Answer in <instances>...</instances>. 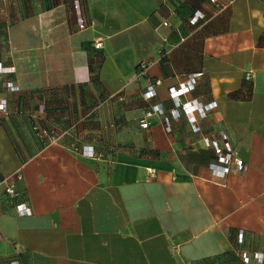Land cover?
Here are the masks:
<instances>
[{"label":"crops","instance_id":"obj_1","mask_svg":"<svg viewBox=\"0 0 264 264\" xmlns=\"http://www.w3.org/2000/svg\"><path fill=\"white\" fill-rule=\"evenodd\" d=\"M0 3V177L23 176L17 195L0 188V264H244L240 249L264 251V0ZM119 107L149 121L135 119L136 150L31 129ZM223 155L244 167L218 172Z\"/></svg>","mask_w":264,"mask_h":264},{"label":"built area","instance_id":"obj_2","mask_svg":"<svg viewBox=\"0 0 264 264\" xmlns=\"http://www.w3.org/2000/svg\"><path fill=\"white\" fill-rule=\"evenodd\" d=\"M235 0H208V3L211 4L212 6H214L215 10H223L228 8V6L232 5L233 2ZM205 16V14L202 11H196L193 16L190 18V21L192 24H196L199 22V20H201L203 17ZM78 24H79V28H85L87 26V23H85L84 19L81 17L78 19ZM164 24H168L167 22H164ZM99 45H101V41H96L95 44H93V46L96 48ZM160 51V50H159ZM161 53V51H160ZM139 73H145L147 72L148 69V63L147 61H142L139 65ZM200 76L199 73H192L191 75L188 76V85L184 88L186 90V92L193 88L194 84L196 83L197 78ZM158 82V81H157ZM156 82V83H157ZM11 84V83H10ZM181 89H179L178 91H180ZM155 94L154 88L153 86H150L148 90H146L144 92V95L149 98V97H153ZM177 106H179V108H172V112L171 114L174 116H178L180 114V110H185L187 109L189 106L184 103H180L178 102ZM1 107V105H0ZM201 111L203 109H200ZM34 120V118H33ZM32 120V121H33ZM38 120L35 117V120L31 123V129H33V131L35 132V134L43 139V141H55L56 139H58L63 133L65 134V131L57 128V127H43L42 125H39V123L37 122ZM191 127L193 130L195 131H199V127L197 125V123L194 122V120H192L191 122ZM141 124L148 126L149 121L148 120H141ZM169 126L167 125V128ZM170 128V127H169ZM206 141L208 142V138H206ZM83 150H91L92 152V148L89 147L88 145H85L83 147ZM220 160L222 161L221 163L215 165V169L219 172L222 171L223 173H227L230 170V163H234V166H236L238 169H242L243 166V161L240 158H233V160L231 159V155H226V156H221ZM22 174L21 173H14L12 174V176H4V177H0V188L4 190L5 193H7L10 197H13L15 195L18 194V188H17V181L22 179ZM20 208V212H22L23 214L28 213V208L26 205L21 204L19 205ZM1 236V233H0ZM239 255H241L242 261L244 262V264H264V251H254V252H249L247 250H243L240 249L239 250ZM19 262L17 260L13 261L11 264H18Z\"/></svg>","mask_w":264,"mask_h":264},{"label":"rangeland","instance_id":"obj_3","mask_svg":"<svg viewBox=\"0 0 264 264\" xmlns=\"http://www.w3.org/2000/svg\"><path fill=\"white\" fill-rule=\"evenodd\" d=\"M212 7L213 10H215L214 9L215 7L214 6ZM1 8H2V3H0V9ZM223 10H217V11L215 10V11L220 12ZM4 29L2 26L1 31H5ZM147 63L149 65L150 61L147 60ZM8 85H9L8 87L13 91L19 89V86L11 81L8 82ZM0 105H1L0 110H3L4 109L3 103H0ZM137 112L138 111H133L132 116L129 117L126 116L127 112L123 111L122 107H119L118 110L113 113H106V118H104L103 121L98 119V114L97 115L94 114L92 116L91 123L76 126V129H70L65 133L71 134V137L77 142H79V144L86 143V145L93 148V150L97 152L101 150L104 153H111L117 149L136 150L137 141H135L134 139H136L138 133L142 132V130L136 126L135 124L136 120L141 128L146 127L145 125H142L140 123L141 117H139V119H136L138 118L136 116ZM30 118L33 119L32 116ZM0 122H1V117H0ZM132 123H134L135 125Z\"/></svg>","mask_w":264,"mask_h":264}]
</instances>
